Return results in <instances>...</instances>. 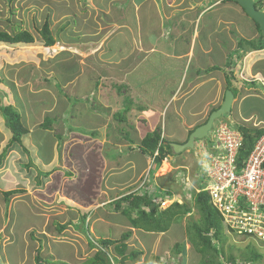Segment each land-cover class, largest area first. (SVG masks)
<instances>
[{"label": "crops", "instance_id": "obj_1", "mask_svg": "<svg viewBox=\"0 0 264 264\" xmlns=\"http://www.w3.org/2000/svg\"><path fill=\"white\" fill-rule=\"evenodd\" d=\"M93 1L96 8H103L104 13L109 8L125 11L124 16L127 14L128 20L122 19L123 22L119 25L112 23L115 28L111 27L109 31L102 32L103 36L99 41H93L94 38L90 36L93 40L89 38L87 50L78 52L88 55V63L84 65L86 68L81 67L82 71L78 62L76 69L74 65L57 68L52 61V67L41 66L40 63L32 66L36 72L37 84L29 87L28 91L18 89L21 98L23 93L28 94L32 102L24 103V109L19 107L20 112L17 110L21 120L27 121L23 125L28 126L29 131L22 137L21 144L14 142L7 145L10 133L8 132L7 136L5 127L3 136L0 130V152L7 149L0 163V233L3 234L2 238L0 237V246L3 248L0 255L3 264H35L34 255L37 250L43 264H53L50 259H54L56 255L49 249L64 238H59L60 234H68L64 240L70 243V252L75 250L74 246L82 253L85 251V258L82 257L80 262L73 261L74 264H82L90 257L92 254L88 253L91 250L89 243L97 244L99 239L113 241L108 248L115 256L120 245L114 241L127 230H131L129 238L125 241L127 251L140 250V261L146 260L149 248V251L155 253L154 249L165 239L162 235L167 236L168 244L164 242L167 244L165 249L154 255L166 257L176 240V243H183L185 232L182 229H177L176 232L175 224L162 232L145 231L139 228L142 223L135 228L125 216V221H122L121 217L115 218L116 215L122 214L115 211L113 202L134 190L145 192L146 190L142 189L145 186H150L149 192L157 193L154 197L157 196L159 201L164 199L165 192L170 193L171 189L158 182L167 180L171 169L164 174L159 173V169L165 161L171 167L175 158L179 159L193 149H186V153L184 151L172 155L173 157L167 156L152 174L151 169L154 167H151V159L138 148L143 136L147 132L160 129L161 135L170 143H184L190 132L203 124L209 114L219 107L228 89L233 93L232 109L227 116H221L219 120L233 126L246 124L250 128H264V46L253 49L248 42L258 44L263 39V34L258 31L256 22L245 14L238 3L216 0L209 10L200 12L201 8L194 6L188 11L185 7H170L169 0H123L122 3L120 0ZM162 1L166 3L163 5ZM261 6L264 10V5ZM245 15L249 29L236 34L233 23L235 25V19ZM204 16H207L205 21L208 27L202 24ZM174 20L175 25L170 26L169 21ZM202 37H205L206 41H203ZM92 43L97 47H93ZM33 60L35 61V57ZM84 71L89 75L83 77ZM81 77L83 80H77ZM44 78L55 80V83H46ZM107 80L114 85V95L119 98L120 95L128 96L124 99L122 107L119 99L113 102L105 97L106 101L101 102V96L106 93L101 91V83ZM72 84L73 89L75 84L78 85L77 95L96 96L92 102L98 106L97 109H102L104 114H97L87 107L91 111L88 113L87 108L79 109L75 108V104L71 105L67 96L73 90ZM27 88L28 86H25L24 90ZM34 113L37 114L35 118L32 117ZM0 117L2 118L1 113ZM46 117L52 122L44 128L41 123ZM86 118L92 120L88 122V127L95 129L91 136L88 132L83 134L77 129L81 122L85 126L88 124ZM57 120L56 125L62 133L49 135L53 132V125ZM41 127V130L49 134L41 135V131H38ZM26 135L30 136L28 144L23 143ZM62 136L65 138L62 139ZM75 136L79 138L78 141L83 139V143L90 140L98 142L101 149H108L109 145L114 147V153H119L118 156L114 153L106 155L105 164H100L106 172V177L103 182L97 183L99 186L96 190L88 191L85 186L82 189V185L74 181L77 176L71 171H66L71 168L68 152L78 144H75ZM47 138L51 141L48 151L43 154L39 147ZM200 144L201 140L195 141L193 148L197 150ZM31 151L34 153V160L25 157ZM188 157L189 161L192 160L196 164L195 156ZM172 158L174 159L169 161ZM184 161L189 162L188 159ZM142 181H145L144 184ZM81 189L83 191L79 199L68 193V190H73V195L78 196L77 193ZM172 198L171 201L167 200L164 205H160V210L169 206L174 201ZM156 202L157 199L153 200L152 206ZM25 207L30 208L37 218L16 225L14 212L22 211ZM148 209L149 207H146L145 210ZM7 211L10 215L2 221ZM137 215L136 211L132 214L133 217ZM15 225L14 234L19 233L21 240L13 236L11 229ZM61 226L65 228L62 229ZM114 226L120 227L117 233H109V228ZM84 230L95 235H87L88 244L81 236ZM97 231L101 235H97ZM171 231L174 233L172 238L169 237ZM170 240L174 242L171 243ZM11 244L12 251H4L7 245ZM183 244L182 252L185 253V249L189 251L184 257L192 258L189 264H196L198 256L194 259V255L190 254L196 252L195 249L192 245L184 249L185 243ZM28 249H31V252L26 254ZM150 258L149 255L147 260ZM139 260L127 264H137ZM254 262L245 261L246 264Z\"/></svg>", "mask_w": 264, "mask_h": 264}, {"label": "rangeland", "instance_id": "obj_2", "mask_svg": "<svg viewBox=\"0 0 264 264\" xmlns=\"http://www.w3.org/2000/svg\"><path fill=\"white\" fill-rule=\"evenodd\" d=\"M137 1H140V0H137ZM169 1H170V5L168 6L170 7L172 6H178L179 8L185 7V8H188L187 9L188 11L192 9L191 7L194 6L195 8H201L202 11L200 12H204V11L209 10L212 7L214 1L216 0H169ZM256 1L257 0H255V2ZM120 2L122 3L124 1L120 0ZM165 3H166L165 1L161 2V4L163 5ZM95 5L96 3L93 0H90V1L89 0H0V29L11 31L12 26L16 25L17 27H20L21 29H25L29 31L35 38L34 42L31 44L0 43V99L3 102V104L11 103L20 112L21 109H24V103L32 102L31 101L32 98L28 94L26 95L24 93L22 94V92L20 91V93L22 94V98L18 94V89L19 90L23 89V91H28L30 90V88H32L34 84H37V78L35 74L36 72L32 66H36L40 64L41 66H44V65L51 66L53 64L55 67L58 68L59 66L61 67L64 65L66 66L74 65L76 69L77 62H78L80 70L82 71V68L85 67L84 65L88 63L87 62L88 55L87 56L81 55L78 52L82 50L84 51V49L87 50L88 47L86 45L87 43H89L88 40L89 38H91L90 36L94 38V40L93 38H91L93 41H99L101 40L100 37L103 36L102 32L105 33L107 30L109 31L111 27H113L112 29L115 28V25L114 26L111 25L112 23L119 25L121 22H123L122 19H124V21L128 20L127 14L124 16L126 12L122 11L121 9L115 8L114 10H112L111 8H109L105 10V13H104L103 8H96ZM260 9L263 10V7H261ZM46 17H48L49 19L51 32L53 36L55 37V39L57 40V42L52 46H44L43 41L41 40L40 35H39V28ZM246 18L247 16L245 15V16H242L241 18H238L237 20L235 19V25L233 23V28L236 30L235 31L236 34L237 32H243L246 29H249L247 28L248 24H247ZM205 20H207V16H204L202 19V24L204 26H207L208 23ZM175 21L176 20H174L173 22L169 21V25L170 26L175 25L176 23ZM132 30L134 31L135 28ZM96 31L97 33H95ZM116 31L117 30H115V32ZM205 39H206L205 37H202L203 41H206ZM92 46L97 47V45L95 46V44L93 43H92ZM34 57H35V61L33 60ZM50 61H52V64ZM83 73H84L83 77L89 75L87 71H84ZM78 79L83 80L82 77L77 78V80ZM43 80H46L47 81L46 83H49V84L55 83V80H52L50 78H44ZM76 81H73V82L75 83ZM118 83L120 84V82ZM101 85H102L101 91L106 92L104 93V95H107V96H104V95L101 96V102H104L106 100L114 102L116 99H119L120 101L119 104H121V107H122L124 103V99L128 98V96L120 95V98H119L116 95H114V93H116V90L114 89V85L111 84L108 80L103 81ZM25 86H28L26 90H24ZM73 86L74 85L72 84L71 89H73L72 88ZM75 86L76 87L73 89L75 91L71 90L68 93L69 95L67 96L68 98L67 101L71 105L75 104V108L77 107L79 109L81 107L82 108L88 107L90 110L95 111V113L97 114L99 113L104 114V111L102 109L100 111L99 108L97 109L98 106L94 102H92V100L96 99V96L83 95V94L77 95L78 85L75 84ZM122 91L124 90H121V92ZM105 97H106V100H105ZM132 100L134 101V99ZM137 100L139 101L140 99H137ZM88 108L86 109L87 112L91 113V111L88 110ZM120 111H121V108H120ZM22 114L24 115V113ZM227 115L228 114H225L222 117H225ZM36 116L37 114L35 113L32 114L33 118H35ZM85 121L86 123H88L89 121L92 122V120H90L89 118H86ZM21 122L24 124L27 121L23 119L21 120ZM57 122L58 120L56 121V123H54L53 125L54 128L52 130L53 132H50V134L41 130L42 127L38 131H41L40 133L41 135L49 134V135L56 136L55 134L57 132L58 133L60 132L58 130V126L56 125ZM80 124H81L80 127L77 128L79 132L83 134L88 132L89 136L94 134L93 130L95 129L90 128L91 126L88 127L89 123L86 124V126L82 122ZM4 128H5V125L3 124V120L0 117V130L3 133V136L5 133L3 131ZM26 129H29V127L27 126ZM7 130L6 132L8 136L9 130L8 131ZM61 133L62 132H60V134ZM108 133L110 134V130L108 131ZM64 138L65 137L62 136V139ZM78 139L79 138L75 136V141H77L75 142V144L77 143L78 144L75 145L70 150V152H68L69 153L68 159L71 160L70 162L71 168H69V170H66V171L67 172L71 171L74 176H77L74 179V181L78 185L81 184L82 189L85 186L88 191H92L94 189L96 190L97 187L99 186V184L97 183L101 181L103 182V180L106 177V172L103 169L102 165L100 164H105L104 158H106V155L110 156L112 153H114L115 149L114 147H110L109 145H108V149L106 147L101 149L98 142H94L90 140L89 142L83 143L82 142L84 141L83 139L82 141H78ZM205 140L207 141L208 138H206ZM29 141H30V136L26 135L24 137L23 143L28 144ZM50 141L51 140L47 138L40 145L39 150L40 151L43 150V154H45L48 151V146L50 144ZM60 141L62 142L61 139ZM36 145H38L37 142H36ZM187 150H190V149H187ZM114 154L115 156L119 155V153L117 152ZM188 154L186 153L183 157H179V159H176V158L169 159V161L173 159L175 161L174 160L172 161V164H171L172 168L170 170V173H168V179L163 180L164 182L157 181L159 184H162L164 187H169V189H171V192L168 193L166 197L176 198V199L172 198V201L179 200L176 202L184 203L187 205V207L190 208L188 213L184 214L178 220H175L169 227L170 229L172 228V225L175 224L177 225V227L175 228L176 232H178L177 229H180V230L182 229L183 232H185L186 238L183 240V243H185L184 249L185 247L188 248L189 246H191L189 238L186 234V225H188L189 222L194 221L199 218V211L193 200V196L196 193V190L194 188L196 187L199 188V186L197 185L199 181H201L200 184L201 183L203 184V180H202L203 176L200 173H199L200 176L198 175V172H199L198 162L199 161L196 160V164H194L192 160L189 161V157H188V156L198 157V152L197 150L193 149V150H190ZM20 155H22L21 152H20ZM172 155H175V153H173ZM172 155H168V157L169 156L173 157ZM25 157L29 158L30 160H34L33 151H31ZM22 159H23V156H22ZM184 159H188L189 162L186 163ZM12 161H15V160H11V162ZM173 163H179V164H173ZM153 169L151 172H153ZM148 187L150 186H145L142 189L147 190ZM82 189L81 191L77 193L79 194L78 196L73 195V190H68V193L72 197L79 199L81 192L83 191ZM154 189L155 188L153 187L152 190ZM140 191L141 190H138L139 193ZM162 205H164V203ZM31 211L32 210L30 208L27 209L26 207L23 208L22 211H15L14 212L15 224L21 225L22 221L26 222L29 219L37 218L31 213ZM9 215L10 214H8V211H7L5 215H3L2 221H5V219H7ZM124 216L125 215H120V216L116 215L115 218L118 219L121 217L122 221H125L126 218L129 219V217L125 216L126 217L125 218ZM217 220H218V224L220 225V227H222V233H224L223 237H221L223 241V243L221 244L222 252H220L218 255H215V258L210 257V256L208 258L205 255H202V254H199L198 252L196 253L193 251V253H190L194 255L193 258L197 259V257L195 256H198V262L196 264H207V263H204L206 261L208 262V264H228L230 261H232L228 257L230 254H232L235 257L236 259L235 264H246L244 257L247 258L250 256L251 248L254 250H257L262 255V257H259L256 262L253 261L254 263L252 264H264V248H262L263 247L261 246L262 244L258 243V241L256 240L248 239L246 237H237L234 234L227 235L226 234L227 232L224 229L222 220L219 217V215H217ZM16 225L12 227L11 231L13 232V236L15 235L14 236L15 239L21 240L22 236L19 233L14 234ZM119 228L120 227L118 226L110 227L109 229L111 231L109 233H117ZM122 232L123 231H119V233H122ZM86 233L87 231L84 230V232L81 233V236L85 239L86 244H88L89 238L87 235L89 233L87 234ZM2 235L3 234L1 232L0 233L1 238H2ZM25 235H27V231H25ZM89 235L92 237L95 236L94 233H90ZM97 235H101V233L97 231ZM66 236H64L63 234L58 235L59 238H63V237L64 238L58 241L56 244H54L53 247L50 246V249H49L50 252L56 255L54 259H50L51 263L53 264H61V263L74 264V262H80L82 260V257L85 258V256L83 255L85 251L82 253L79 250V248L77 246H74L73 244L72 245L74 246L75 250L73 252H70L72 250V247L70 243L64 240ZM162 236L165 239L162 240L163 243L159 246L160 248L158 247L154 249L155 253H159L160 250H163V248L165 249L166 247L165 245L168 244L167 240L169 239H167V236L165 235H162ZM173 236H174V233H172V231L169 232V237L172 238ZM164 242L167 244H165ZM170 242L173 243L174 241L170 240ZM176 242L177 240L173 243V245ZM11 246L12 244L7 245L4 251L6 250V251L11 252L12 251L10 248ZM179 246H180V243H179ZM89 247L91 249L88 252L89 254L90 253L92 254L94 250L98 248V246L96 245V242L90 243ZM149 250L150 248L148 249V254L147 255L145 254L146 260L149 258V255L151 257L150 260H152L155 257L154 255L155 253ZM2 251H3V248L0 246V252ZM29 252H31V249H28L26 251V254ZM188 252L189 251L185 249V253L181 252L178 254L173 247H170L169 251L166 253L167 254L166 257L165 255H163L164 257H161V258L164 262L166 259V262H168L167 264H189L192 258L184 257V254L186 253L188 254ZM81 253H82V256H80ZM41 254H42V251H41ZM181 255H183L182 259L180 258ZM62 256L65 258H63ZM60 259H63L64 261ZM209 259L212 261H209ZM89 261L90 260H88V262ZM84 262L86 263V260ZM150 262L152 261H149L148 264H152ZM0 264H3L1 255H0Z\"/></svg>", "mask_w": 264, "mask_h": 264}, {"label": "trees", "instance_id": "obj_3", "mask_svg": "<svg viewBox=\"0 0 264 264\" xmlns=\"http://www.w3.org/2000/svg\"><path fill=\"white\" fill-rule=\"evenodd\" d=\"M255 24L258 31H260L259 25L257 23ZM39 35L44 46H52L57 42L51 32L48 17H46L41 24L39 28ZM261 36L263 39L258 44L248 41L251 45V48L260 49L264 46V35ZM34 40V36L29 31L21 29L16 25L12 26L11 31L0 29V43L29 44L33 43ZM243 41L247 42V40ZM1 102L2 101L0 99V113L4 121V125L10 133L7 145H10L14 142L21 144L22 137L28 132L26 127L21 122V115L12 104H3V102ZM119 120H121V118ZM51 122L52 120L46 117L41 123V126L44 128L48 127ZM236 127L243 136V143L238 156L240 163L242 159L248 156L256 139H258L260 135L264 133V128H250L249 126H246V124H240ZM138 148L142 153L146 154L151 159V162L154 165L153 172H151L152 174L154 173L155 168L160 166L164 158L174 153L170 146V141L161 135L160 129L147 132L141 139ZM6 151L7 149L5 148L0 153V163ZM197 185L199 186V184ZM158 191L161 192L160 190ZM165 194L168 193L165 192ZM154 195H157V193L154 194L151 191L149 192L148 189L142 193H139L138 191H132L115 200L113 202V206L116 212L118 211L122 215L129 217L133 227L138 228L139 223H142L140 224L142 226L139 228L145 231H165L169 228L172 222L178 220L184 214L189 212L190 208L187 207L186 204L178 203L176 201H173L165 209L158 210L157 207L152 206ZM193 200L196 207L198 208L199 218L189 222L188 225H186V234L196 252L205 255L208 258L209 256L215 258V255H218L220 252H222L221 244L223 241L221 237H223L224 233H222V227H220L217 220V215H219L220 218L221 215L210 202V196L207 190L200 189L193 196ZM146 207H149V209L145 210ZM135 210L137 211L138 215L133 217L132 214ZM61 227L62 229L65 228V226ZM59 230H61V228H59ZM130 234L131 230H127L114 241L119 242L118 244L120 245V248L116 249L115 256L109 251L108 248V246L112 244L113 241L110 239H99L98 243L96 244L98 248L94 250L89 258H86V263L84 262V264H127L128 262H136L139 260V255L141 252L140 250L127 251L125 241L129 238ZM182 247L183 243H180V246L179 243H175L173 246L178 254L182 252ZM228 257L232 260L229 263L235 264V257L232 254H230ZM259 257H262V255L257 250L251 248L250 256L247 258L244 257V259L245 261H257ZM34 260L35 264H43V260L38 250L35 252ZM88 260L90 261L88 262ZM149 261H152L150 262L152 264L168 263L166 260L164 262L160 256H155L152 260H142L137 264H148ZM209 261L212 260L209 259ZM204 263L208 264L207 261Z\"/></svg>", "mask_w": 264, "mask_h": 264}, {"label": "built area", "instance_id": "obj_4", "mask_svg": "<svg viewBox=\"0 0 264 264\" xmlns=\"http://www.w3.org/2000/svg\"><path fill=\"white\" fill-rule=\"evenodd\" d=\"M242 143L236 126L215 120L208 140L199 145L198 175L203 176V189L220 213L226 234L256 240L264 248V134L239 163ZM165 202L166 198L160 201Z\"/></svg>", "mask_w": 264, "mask_h": 264}, {"label": "water", "instance_id": "obj_5", "mask_svg": "<svg viewBox=\"0 0 264 264\" xmlns=\"http://www.w3.org/2000/svg\"><path fill=\"white\" fill-rule=\"evenodd\" d=\"M237 2L245 11V13L252 18L258 25L261 34L264 35V10L257 9L253 3V0H234ZM233 99V93L231 90H226L222 103L214 109L208 116L207 120L195 127L188 135L187 140L184 143H170V146L174 153L179 154L186 149H192L196 139H202L208 136L212 123L225 114L231 112V104Z\"/></svg>", "mask_w": 264, "mask_h": 264}, {"label": "clouds", "instance_id": "obj_6", "mask_svg": "<svg viewBox=\"0 0 264 264\" xmlns=\"http://www.w3.org/2000/svg\"><path fill=\"white\" fill-rule=\"evenodd\" d=\"M220 1H228V0H220ZM231 1V0H230ZM234 1V0H233ZM235 2V1H234ZM237 3V2H236ZM253 3H254V5H255V7L257 8V9H260L262 6L256 1L255 2V0H253ZM258 6H257V5ZM264 5V4H263ZM240 6V5H239ZM241 7V6H240ZM242 8V7H241ZM243 9V8H242ZM244 11V10H243ZM245 12V11H244ZM246 14V13H245ZM247 15V14H246ZM248 16V15H247ZM219 119V118H218ZM217 120V119H216ZM211 129V128H210ZM210 131V130H209ZM209 131H208V136H209ZM208 136L207 137H205V138H202V139H196L195 141H204L206 138H208ZM194 144H195V142H194ZM192 149H194V148H192ZM196 150V149H195ZM197 152H198V157L196 156V159H197V161H199L198 162V166H200V164H201V162H200V149L198 148L197 149ZM182 153V152H181ZM180 154V153H179ZM165 159V158H164ZM161 165V164H160ZM154 167V165L151 163V167ZM144 182L145 181H143V183L142 184H144ZM199 184V188H197V189H195L196 190V192H198L201 188H200V183H198ZM142 187L144 186V185H141ZM134 191H138V190H134ZM167 194H165V196H166ZM164 198H166L167 200L169 199V201H170V199L172 198V197H164ZM157 199V202H156V204L154 205L155 207H157L158 208V210H160V205H162L161 203H160V201L162 200H160L159 201V198L156 196V197H154L153 198V200H156Z\"/></svg>", "mask_w": 264, "mask_h": 264}, {"label": "bare ground", "instance_id": "obj_7", "mask_svg": "<svg viewBox=\"0 0 264 264\" xmlns=\"http://www.w3.org/2000/svg\"><path fill=\"white\" fill-rule=\"evenodd\" d=\"M264 134V133H263ZM175 155H176V153H175ZM171 169V167L169 166V164L165 161L163 164H162V166H161V168L159 169V173H162V174H164V173H166L168 170H170ZM201 181H199V183H200ZM200 187H201V190H204L203 188H204V183L202 184H200ZM194 189H197V187L196 188H194ZM228 264H230V263H228Z\"/></svg>", "mask_w": 264, "mask_h": 264}]
</instances>
